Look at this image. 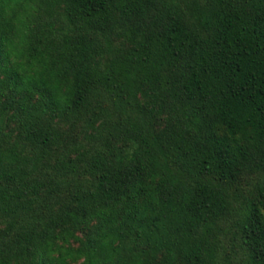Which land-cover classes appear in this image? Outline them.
<instances>
[{"label":"trees","instance_id":"16d2710c","mask_svg":"<svg viewBox=\"0 0 264 264\" xmlns=\"http://www.w3.org/2000/svg\"><path fill=\"white\" fill-rule=\"evenodd\" d=\"M0 264H264V0H0Z\"/></svg>","mask_w":264,"mask_h":264},{"label":"rangeland","instance_id":"374dc122","mask_svg":"<svg viewBox=\"0 0 264 264\" xmlns=\"http://www.w3.org/2000/svg\"><path fill=\"white\" fill-rule=\"evenodd\" d=\"M235 252H238L237 250ZM237 257H238V254H237Z\"/></svg>","mask_w":264,"mask_h":264}]
</instances>
